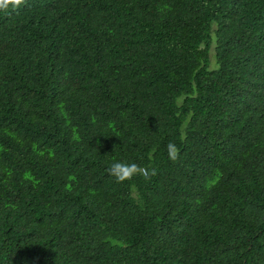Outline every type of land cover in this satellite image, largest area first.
Instances as JSON below:
<instances>
[{
    "label": "trees",
    "instance_id": "trees-1",
    "mask_svg": "<svg viewBox=\"0 0 264 264\" xmlns=\"http://www.w3.org/2000/svg\"><path fill=\"white\" fill-rule=\"evenodd\" d=\"M0 264H264V0L0 10Z\"/></svg>",
    "mask_w": 264,
    "mask_h": 264
},
{
    "label": "clouds",
    "instance_id": "clouds-1",
    "mask_svg": "<svg viewBox=\"0 0 264 264\" xmlns=\"http://www.w3.org/2000/svg\"><path fill=\"white\" fill-rule=\"evenodd\" d=\"M23 3V0H0V10H6L9 7L15 9ZM171 148V146H170ZM174 155L175 150L171 149ZM134 164L125 165L120 162H114L110 168V174L115 178L117 183L123 182L130 177L131 171L135 169Z\"/></svg>",
    "mask_w": 264,
    "mask_h": 264
}]
</instances>
